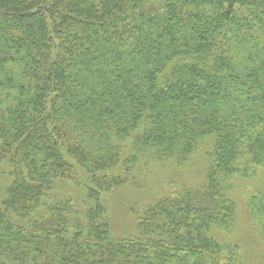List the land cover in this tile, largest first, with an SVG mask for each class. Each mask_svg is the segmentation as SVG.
I'll return each mask as SVG.
<instances>
[{"label":"trees","instance_id":"1","mask_svg":"<svg viewBox=\"0 0 264 264\" xmlns=\"http://www.w3.org/2000/svg\"><path fill=\"white\" fill-rule=\"evenodd\" d=\"M208 138L204 183L114 236L102 194ZM253 166L264 0H0V264H224L236 247L214 232ZM63 182L84 194L56 197ZM252 195L264 215V185Z\"/></svg>","mask_w":264,"mask_h":264},{"label":"rangeland","instance_id":"2","mask_svg":"<svg viewBox=\"0 0 264 264\" xmlns=\"http://www.w3.org/2000/svg\"><path fill=\"white\" fill-rule=\"evenodd\" d=\"M212 139H206L190 159L183 164L168 160L152 162L140 168L136 182L113 188L102 194L109 209L111 232L114 236H132L138 231L140 215L156 200L170 195H185L204 183L207 170L206 150ZM0 169V204L6 195L11 178ZM86 176L82 174L85 184ZM264 185V167L253 166L246 174H236L229 183L228 198L235 202V218L227 229L217 228L214 234L224 245L236 247V255L228 256L224 264H264V215L251 210L253 193ZM83 188L72 183H59L56 197L76 199L83 195ZM255 197V196H254ZM255 203V200L253 201Z\"/></svg>","mask_w":264,"mask_h":264}]
</instances>
